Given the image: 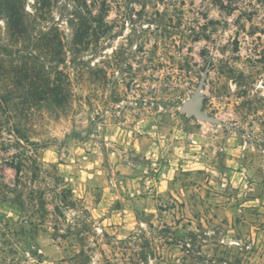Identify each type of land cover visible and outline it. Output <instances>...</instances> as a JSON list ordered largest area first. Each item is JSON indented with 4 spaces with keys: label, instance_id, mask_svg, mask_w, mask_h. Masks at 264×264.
Masks as SVG:
<instances>
[{
    "label": "rangeland",
    "instance_id": "rangeland-1",
    "mask_svg": "<svg viewBox=\"0 0 264 264\" xmlns=\"http://www.w3.org/2000/svg\"><path fill=\"white\" fill-rule=\"evenodd\" d=\"M107 5L0 19V264H264V0Z\"/></svg>",
    "mask_w": 264,
    "mask_h": 264
},
{
    "label": "trees",
    "instance_id": "trees-1",
    "mask_svg": "<svg viewBox=\"0 0 264 264\" xmlns=\"http://www.w3.org/2000/svg\"><path fill=\"white\" fill-rule=\"evenodd\" d=\"M77 11V16L84 19L92 17V11L96 9L97 15L103 18L108 13V0H71ZM26 0H0V19L5 21L7 30L12 35L20 36L26 30ZM37 11V9H36ZM39 11V9H38ZM16 173L19 167H14Z\"/></svg>",
    "mask_w": 264,
    "mask_h": 264
},
{
    "label": "water",
    "instance_id": "water-1",
    "mask_svg": "<svg viewBox=\"0 0 264 264\" xmlns=\"http://www.w3.org/2000/svg\"><path fill=\"white\" fill-rule=\"evenodd\" d=\"M206 71H204L198 81L195 91L191 97L182 102L179 107V113L185 114L188 118H194L204 123L222 125L220 120L215 116H211L202 109V87L205 82Z\"/></svg>",
    "mask_w": 264,
    "mask_h": 264
}]
</instances>
